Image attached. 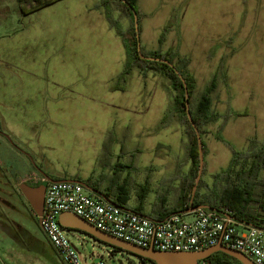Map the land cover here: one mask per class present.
I'll list each match as a JSON object with an SVG mask.
<instances>
[{"label":"rangeland","instance_id":"rangeland-1","mask_svg":"<svg viewBox=\"0 0 264 264\" xmlns=\"http://www.w3.org/2000/svg\"><path fill=\"white\" fill-rule=\"evenodd\" d=\"M85 2L88 7L96 4L95 0ZM113 5L124 19L113 9L112 17L127 31L130 17L117 4ZM138 9L141 48L147 52L177 51L181 57L189 58L188 70L196 81L193 102L199 100L223 65L212 93V110L220 117L208 123L201 136L206 149L201 179L212 185L214 176L228 167L233 149L246 151L252 143L264 141V0H139ZM54 12L51 9L24 16L19 0H0V116L9 117L10 135L18 131V127L12 128L6 110L13 103L15 71L21 69L22 76L27 71L41 79L33 78L35 81L51 80L50 74L43 72L47 66L48 71L61 70L62 56L72 50L68 43H75L85 52V66L95 68L118 66L125 52L123 37L118 36L117 46L113 44L103 29L106 20L97 9L74 19L52 15ZM77 29L83 33L82 38L67 37ZM41 30L46 34L29 39L28 33ZM101 49L107 51L103 58H99ZM33 65L34 70H29ZM124 66L120 65L121 73ZM65 76L61 74L62 78ZM92 77L85 76V88L73 85L75 88L68 87L66 91L63 87L46 90L45 96H54L58 105H69L66 114L49 111L23 121L22 124L32 123L28 138L33 139V152L29 154L34 166L41 171L53 168L78 172L81 178L94 172L104 178L103 185L107 186L120 162L123 167L117 172L118 178L129 176L132 193L146 181L151 184L154 192L150 197L154 199L157 187L178 191L179 180L192 164L187 125L174 110L171 81L158 71L139 69L132 70L128 77H116L111 83L103 78L93 82ZM28 83L24 84V95L31 94L35 99L37 91ZM69 93L83 96L77 109L70 108ZM161 114L167 116L165 128L146 131L154 123L153 118ZM174 115H178L185 130ZM51 133H56V137L49 136ZM7 136L10 143L20 148L15 143L18 137ZM5 141H0V167L7 170L5 178L0 168V264H65L20 188L23 183L32 185L36 182L32 177L40 174L35 169L25 173ZM208 185H202V193ZM70 233L84 256L94 252L97 258L113 252L111 246L84 233ZM112 256L113 264H141L138 257L125 252Z\"/></svg>","mask_w":264,"mask_h":264},{"label":"built area","instance_id":"built-area-1","mask_svg":"<svg viewBox=\"0 0 264 264\" xmlns=\"http://www.w3.org/2000/svg\"><path fill=\"white\" fill-rule=\"evenodd\" d=\"M32 178L36 182L31 186L44 180L41 175ZM63 212L74 213L99 230L143 248L201 251L222 243L245 254L255 264H264V227L241 221L229 211L187 208L156 219L107 201L80 182L51 180L45 191L41 224L65 264H113L114 260L110 253L97 258L94 252L84 256L74 244L71 231L60 224ZM199 264L213 262L205 259Z\"/></svg>","mask_w":264,"mask_h":264},{"label":"trees","instance_id":"trees-1","mask_svg":"<svg viewBox=\"0 0 264 264\" xmlns=\"http://www.w3.org/2000/svg\"><path fill=\"white\" fill-rule=\"evenodd\" d=\"M56 1L58 0H19L23 14L34 12ZM128 2L136 9L138 15H140L138 9L139 0H128ZM101 3L106 11L109 22L118 34L123 37L126 48V62L119 78L128 77L134 69H139L141 72L154 70L166 76L173 85V90L175 91L174 110H177V113L180 114L184 123L187 125L186 132L189 139L188 151L192 164L191 170L181 177V195L177 201V208L180 211H184L190 207L192 191L196 183L200 163L196 131L187 115L185 91L186 88L189 91L190 112L202 136L205 132L204 127L220 117L219 113H215L212 110V93L217 88L223 65L214 74L210 84L201 94L199 100L196 103L193 102L192 96L195 91L196 81L188 70L189 58L181 57L177 51L168 53H162L160 51L147 52L141 48L145 56L168 59L175 65L178 73L166 63L142 58L138 52L139 39L135 30L134 15L131 9L122 0H101ZM114 3L121 10H124L131 19V26L127 31H123L112 17L111 8ZM179 74L182 75L184 81ZM184 83H186V87ZM165 118L167 119V116ZM218 138L220 137L218 136ZM203 150L205 155L206 149L204 142ZM203 184L208 185L201 179L194 197L195 206L206 205L219 211H229L241 221L264 227V141L261 144L252 143L246 151L233 149V156L228 167L214 176L213 184L208 185L204 193L201 192ZM89 185L98 188L91 181ZM122 191L120 189V192L115 195L113 201L122 206H126L127 201L121 197ZM104 193L112 198L110 192ZM165 204L166 200H162L161 206ZM112 248V255L116 252L130 254L118 247ZM140 260H144L146 264H154L151 260L143 258H140ZM208 260L212 261L213 264H242L238 259L224 252H216Z\"/></svg>","mask_w":264,"mask_h":264},{"label":"crops","instance_id":"crops-1","mask_svg":"<svg viewBox=\"0 0 264 264\" xmlns=\"http://www.w3.org/2000/svg\"><path fill=\"white\" fill-rule=\"evenodd\" d=\"M96 4L93 7H88L87 3L85 0H58L52 4H49L47 6H44L34 12H30L28 14H24V16H30V15H36L38 13H41L45 10H59L58 12H54L52 15H58L61 14L63 17L68 18H76L78 15L85 13L86 11L89 12L91 9H97L98 13L100 16H102L106 21H104V31L107 33V35L110 37L111 41L113 42L114 45L117 46L118 43V36H121L118 34L116 29L112 27L111 25L109 26L110 22L106 16V11L103 9L101 0H95ZM94 2V3H95ZM89 8V9H88ZM114 11H116L117 14H119V18H123L121 12L117 10V6H112ZM53 17V16H52ZM114 29L115 31H113ZM35 33H28L29 39L37 38L40 35H45L46 31L41 30L40 32L34 31ZM32 36V37H31ZM67 37H76V39H80L83 37V33L77 29L74 33H68ZM122 37V36H121ZM123 39V38H122ZM68 43V42H67ZM124 44V40H123ZM66 45V44H65ZM68 45L72 48L70 51H66L64 55L61 58V70H54V71H48L49 66H47L46 71L43 73H48L51 76V80L44 82L42 81H37L41 80L39 79L35 74L32 75L31 73L27 72L22 76L20 74L21 69L17 70L12 74V78L14 79V91H13V103L10 104L12 106H9L8 109H6L11 116V120L13 122V125L18 127V131L16 132H11V135L13 138L18 137L17 142L18 145H20V148L16 146L13 143H10L9 137L7 135L11 136L7 131L8 124L7 120H10L9 117H5L4 115L0 116V141L3 143L5 141V146L9 148L15 155L17 161L21 162L22 166L24 167V172L27 173L31 170H37V168L34 166V162H32L33 157L32 155V148H30L31 143L33 139H29V134L32 123H23V121H31L34 120L35 117L38 115L40 116L45 115L49 111L53 114H66L67 110L69 108V105L65 107L61 102L60 105H58V99H56L54 96L53 97H46L45 93L46 90L48 89H53L54 87L56 88H65V91L68 87L75 88H85V76L93 75V82H96L98 79L106 82V83H111L113 79L116 77L119 78L121 71L120 65H125L126 62V48L125 52L122 54V58L120 62L118 63V66H110L109 64H106L104 67H99L96 64L95 67H91L90 64L85 66V60H83V57L85 59V52L82 53L81 49L79 46H77L75 43H68ZM105 49H101V51H98L100 57L103 58L106 54ZM81 57V59H80ZM29 61V60H28ZM31 63H29L28 66H30ZM45 67V65L43 66ZM29 70H34V65L29 68ZM45 70V68H44ZM93 70V73L91 74V71ZM18 74H17V73ZM61 74L66 75L64 78L61 77ZM11 77V76H10ZM33 78H36L37 80L35 81ZM98 78V79H97ZM17 81V83L15 82ZM29 82L28 86L31 89H35L36 92V98L34 99L33 96L30 94L29 96H25V89L24 87L25 82ZM61 82V83H59ZM74 85V86H73ZM98 93H101L99 89L95 90ZM70 93H73L70 91ZM67 94V96L71 99L68 103L70 104V108H76L79 105V99L80 97H83L81 95L77 96H72ZM65 95V94H64ZM64 95H61L60 97L63 98ZM83 99V98H81ZM35 101V102H34ZM67 103V102H66ZM82 103V102H81ZM63 105V106H62ZM37 114V115H36ZM166 116L164 114H161V116L157 115L156 117L153 118L154 123L147 128L146 131H159L160 129L165 128V118ZM174 117L177 119L179 122V125L184 129L182 124L179 121L178 115H174ZM24 125V126H23ZM26 129V130H24ZM4 131V132H3ZM28 131L27 133H25ZM28 134V136H27ZM49 135V134H48ZM56 133H51L49 136H55ZM33 137V135H31ZM188 137V135H187ZM16 141V140H14ZM189 141V139H188ZM189 144V142H188ZM12 146V147H11ZM124 146H122L123 148ZM122 151V150H121ZM31 155H30V154ZM129 165L132 166L133 162H129ZM178 166V165H177ZM40 167H43L42 164ZM123 167L120 162L116 163L115 168L116 171L114 172V176L110 180V184L107 186L103 185L104 178L98 177L94 172H91L87 174L84 178L80 177V174L78 172H69L66 170H56V169H44V173L49 176L53 180H77L81 182H85L89 184V182H93L98 186V189L101 190L103 193L104 192H110L112 194V198H110L113 201V198L115 195H117L120 192V189L123 190L121 192V197H123L127 201V205L123 206L127 209L136 211L140 214H143L145 216L151 217V218H156V219H163L167 217L168 215L179 212L180 209L177 208V201L179 199V196L181 195V188L179 187L178 191L172 190L170 191L169 189L165 188H159L157 187V195L154 197H150V194H152L154 191L152 187L149 184V181H146L144 185H141L139 187V190H136L134 193H132L129 189L130 186V180L127 178H118V170L119 168ZM1 168V167H0ZM4 172L3 177L6 178V171L3 168H1ZM39 172V171H38ZM39 174L44 177L40 172ZM178 175V174H177ZM20 177V176H19ZM177 178V176H175ZM164 186H167L168 183L164 182V179L162 180ZM181 181L179 180V184ZM181 185V184H180ZM166 200V204L164 206H161V201ZM114 202V201H113ZM120 205V204H118ZM122 206V205H121Z\"/></svg>","mask_w":264,"mask_h":264},{"label":"water","instance_id":"water-1","mask_svg":"<svg viewBox=\"0 0 264 264\" xmlns=\"http://www.w3.org/2000/svg\"><path fill=\"white\" fill-rule=\"evenodd\" d=\"M132 11L134 15V24H135V30L137 32V37L139 39V44H138V52L142 58H145L147 60H152V61H161L163 63H166L170 65L175 71L178 73V70L175 68V65L171 63L168 59H162L158 57H151V56H145L142 51H141V45H140V37H139V21H138V13L136 9L128 2V0H122ZM179 76L182 78L184 81V78L182 77L181 74ZM186 87V83H184ZM185 97H186V110H187V115L188 118L193 125L196 135H197V140H198V147H199V158H200V163H199V172L198 176L196 179L195 186L193 188L192 192V199L190 202V207L189 211H193L194 209L198 207H206L210 208L206 205L203 206H195L194 205V197L196 194V190L198 188V184L201 180L202 173H203V168H204V150H203V141L201 134L194 123V120L192 118L191 112H190V105H189V91L186 88L185 91ZM8 137V136H7ZM37 170L44 176V180L41 184L38 186H31L27 183L21 184L20 188L29 202L31 208L35 212V214L39 218V223L40 226L42 227L41 224V216L43 215L44 211V200H45V191L47 187L48 181H51L49 176H47L44 171H41L40 169L37 168ZM77 181V180H73ZM82 183L87 189H89L91 192L101 196L102 198L106 199L107 201H110L114 204H117L113 202L105 193H103L101 190L93 188L89 184L81 181H77ZM60 224L62 225L63 228L71 231H79L81 233H84L93 239L105 243L111 247H118L131 255L147 260H151L154 264H199L201 260L208 259L211 255H213L216 252H224L228 255H231L232 257L238 259L242 264H255L252 259H250L248 256L245 254L234 250L230 249L226 246H224L222 243H219L218 245H215L213 247L201 250V251H159L155 249L153 246L150 248H143L140 246H137L135 244L129 243L127 241H124L118 237L112 236L110 234H107L89 222H87L85 219L81 218L80 216L71 213V212H63L60 215L59 218ZM141 264H146L145 261L140 260Z\"/></svg>","mask_w":264,"mask_h":264},{"label":"flooded vegetation","instance_id":"flooded-vegetation-1","mask_svg":"<svg viewBox=\"0 0 264 264\" xmlns=\"http://www.w3.org/2000/svg\"><path fill=\"white\" fill-rule=\"evenodd\" d=\"M93 188H96V189H98L97 187H95V186H92ZM24 200H26V199H24ZM31 209V208H30Z\"/></svg>","mask_w":264,"mask_h":264}]
</instances>
